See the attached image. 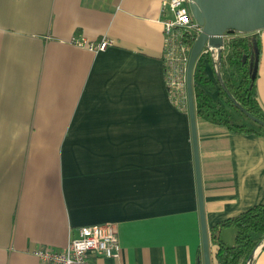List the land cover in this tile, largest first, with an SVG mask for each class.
Segmentation results:
<instances>
[{
	"label": "crops",
	"instance_id": "1",
	"mask_svg": "<svg viewBox=\"0 0 264 264\" xmlns=\"http://www.w3.org/2000/svg\"><path fill=\"white\" fill-rule=\"evenodd\" d=\"M163 1L0 0V264H49L32 251L103 222L121 253L98 264L202 260L189 116L166 87ZM102 37L113 41L102 50L74 43ZM206 72L215 80L210 62ZM196 135L209 236L264 203V134L196 117ZM251 264H264V246Z\"/></svg>",
	"mask_w": 264,
	"mask_h": 264
},
{
	"label": "trees",
	"instance_id": "2",
	"mask_svg": "<svg viewBox=\"0 0 264 264\" xmlns=\"http://www.w3.org/2000/svg\"><path fill=\"white\" fill-rule=\"evenodd\" d=\"M177 31L182 43L189 48L196 37L195 32L178 27ZM254 43L259 55V37L257 32H253L232 36L219 58L214 57L210 51L202 52L197 57L192 71L197 118L224 125L233 133L264 134V127L256 123L255 126H251L242 121L236 122L231 109L228 110L227 106L239 114L243 113L232 103L216 78L214 80L206 72V64L209 62L214 65V68L218 67L224 85L235 101L253 116L264 121V111L257 100L255 75L251 78V62L255 56ZM227 227L237 228L236 244L231 248H227L219 241V231ZM208 231V241L213 247V253H211L218 264H245L246 262L251 264L255 249L258 246H264V203L254 204L234 216L215 223L208 228ZM251 254L252 257H249ZM201 255L200 250V257Z\"/></svg>",
	"mask_w": 264,
	"mask_h": 264
},
{
	"label": "water",
	"instance_id": "3",
	"mask_svg": "<svg viewBox=\"0 0 264 264\" xmlns=\"http://www.w3.org/2000/svg\"><path fill=\"white\" fill-rule=\"evenodd\" d=\"M189 9L193 18L201 25V31L192 42L185 71V83L187 94V112L190 123V135L193 150V160L196 176L197 199L201 229V252L202 260L198 264L210 263V247L208 232L204 216L202 201V186L200 177V167L198 159L197 135H196V115L194 106V96L192 88V71L197 57L204 49L211 54L216 52L220 56L224 35L228 33L249 34L264 28V0H190ZM255 53L251 62V78H254L258 55L256 44H253ZM215 78L222 86L232 103L246 117L254 123L264 127V121L256 118L246 111L235 99L224 85L218 67L215 68ZM237 228L227 227L219 231V241L227 248L236 244ZM252 257V254L249 256Z\"/></svg>",
	"mask_w": 264,
	"mask_h": 264
},
{
	"label": "built area",
	"instance_id": "4",
	"mask_svg": "<svg viewBox=\"0 0 264 264\" xmlns=\"http://www.w3.org/2000/svg\"><path fill=\"white\" fill-rule=\"evenodd\" d=\"M190 0H164L162 7L171 12L170 18L163 20L165 42L166 87L170 98L181 107H187L185 71L189 48L182 43L175 28L194 31L197 35L201 25L193 18L189 9ZM241 33H233V36ZM232 36L224 35L222 50ZM112 40L102 37L97 41L74 39V43L91 50H102L112 44ZM121 243L115 225L103 222L80 225L77 234L70 236L66 245L55 249L51 245H41L32 251L40 261L49 264H98L99 259L119 258ZM245 264H248L246 262Z\"/></svg>",
	"mask_w": 264,
	"mask_h": 264
},
{
	"label": "rangeland",
	"instance_id": "5",
	"mask_svg": "<svg viewBox=\"0 0 264 264\" xmlns=\"http://www.w3.org/2000/svg\"><path fill=\"white\" fill-rule=\"evenodd\" d=\"M227 35L229 36H233V33H228ZM215 95V94H214ZM216 96V95H215ZM227 109H231V113H233V118L236 120V122H239V121H243L245 123H247L248 125H251V126H255V123H253L248 117H246L245 115L243 114H239L238 112H235V110H233L232 108H230L229 106H227Z\"/></svg>",
	"mask_w": 264,
	"mask_h": 264
}]
</instances>
